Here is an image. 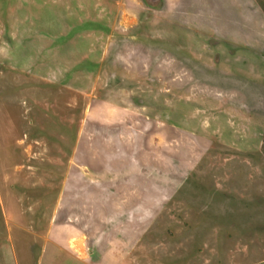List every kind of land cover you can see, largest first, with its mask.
Wrapping results in <instances>:
<instances>
[{
  "label": "rangeland",
  "instance_id": "rangeland-1",
  "mask_svg": "<svg viewBox=\"0 0 264 264\" xmlns=\"http://www.w3.org/2000/svg\"><path fill=\"white\" fill-rule=\"evenodd\" d=\"M0 264H264V0H0Z\"/></svg>",
  "mask_w": 264,
  "mask_h": 264
},
{
  "label": "bare ground",
  "instance_id": "bare-ground-1",
  "mask_svg": "<svg viewBox=\"0 0 264 264\" xmlns=\"http://www.w3.org/2000/svg\"><path fill=\"white\" fill-rule=\"evenodd\" d=\"M71 245L80 253L83 252V243L81 239H71Z\"/></svg>",
  "mask_w": 264,
  "mask_h": 264
}]
</instances>
